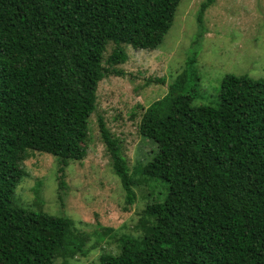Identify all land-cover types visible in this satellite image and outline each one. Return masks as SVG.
Here are the masks:
<instances>
[{
  "label": "trees",
  "instance_id": "trees-1",
  "mask_svg": "<svg viewBox=\"0 0 264 264\" xmlns=\"http://www.w3.org/2000/svg\"><path fill=\"white\" fill-rule=\"evenodd\" d=\"M178 2L0 0V264L86 255L70 219L15 205L21 162L44 153L62 172L83 158L97 84L123 75L125 47L160 46ZM194 57L137 126L155 149L131 176L164 183L165 195L98 264H264V82L226 74L217 100L194 106ZM97 129L127 210L136 183L101 118Z\"/></svg>",
  "mask_w": 264,
  "mask_h": 264
},
{
  "label": "rangeland",
  "instance_id": "rangeland-1",
  "mask_svg": "<svg viewBox=\"0 0 264 264\" xmlns=\"http://www.w3.org/2000/svg\"><path fill=\"white\" fill-rule=\"evenodd\" d=\"M204 1L179 0L156 49L125 47L127 60L120 66L123 75L109 76L97 84L81 160L68 162L59 172L54 157L26 152L12 200L23 209L70 219L84 238L87 253L68 259L67 264H98L103 253L116 254L123 236L138 235L145 204L164 197V183L131 176L155 149L154 143L139 135L137 126L146 107L167 93L189 59L195 56L194 106L213 104L226 74L264 82V0H214L198 23L196 15ZM98 118L118 140L129 176L136 183L132 187L135 198L127 210H123L124 191L99 138Z\"/></svg>",
  "mask_w": 264,
  "mask_h": 264
}]
</instances>
